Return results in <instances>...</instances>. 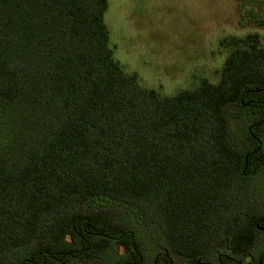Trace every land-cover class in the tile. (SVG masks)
<instances>
[{"label": "trees", "instance_id": "obj_1", "mask_svg": "<svg viewBox=\"0 0 264 264\" xmlns=\"http://www.w3.org/2000/svg\"><path fill=\"white\" fill-rule=\"evenodd\" d=\"M107 8L0 0V264H264V38L162 96L115 58Z\"/></svg>", "mask_w": 264, "mask_h": 264}, {"label": "rangeland", "instance_id": "obj_2", "mask_svg": "<svg viewBox=\"0 0 264 264\" xmlns=\"http://www.w3.org/2000/svg\"><path fill=\"white\" fill-rule=\"evenodd\" d=\"M105 22L125 72L136 73L141 86L174 96L197 87L203 78L220 80L234 46L231 37L264 38V0H108ZM258 185L264 201V183ZM120 214L129 216L124 207ZM154 240L159 247L160 238ZM261 242L259 234L260 247Z\"/></svg>", "mask_w": 264, "mask_h": 264}, {"label": "flooded vegetation", "instance_id": "obj_3", "mask_svg": "<svg viewBox=\"0 0 264 264\" xmlns=\"http://www.w3.org/2000/svg\"><path fill=\"white\" fill-rule=\"evenodd\" d=\"M261 136H262V138H260V140H259V146H258V148L256 149V153H260L261 152V156L258 158L259 159V166L261 167V166H263L264 167V126H263V131H262V134H261ZM259 166H257V167H259ZM257 167H256V165L253 167V169L254 170H256L257 169ZM259 175V177L261 178L260 179V181H262V183H264V171H262L260 174H258ZM256 191H258V189L256 188L255 189ZM262 190V192L264 193V187H262L261 189H260V191ZM262 221H264V216H263V218H262ZM258 228L260 229V232H259V234H262V242L264 243V224L262 225V226H260V224H258ZM253 255V254H252ZM252 255H248V257L249 258H251L252 257ZM264 255H263V253H262V255H261V257L260 258H264L263 257ZM226 258V259H228V260H230L231 262H233V263H235V264H238V263H236V257L234 256V255H230L229 256V254H227V253H220L219 254V257H218V262L217 263H212V262H207V264H226L224 261H223V259L222 258ZM260 264H261V262H260Z\"/></svg>", "mask_w": 264, "mask_h": 264}]
</instances>
